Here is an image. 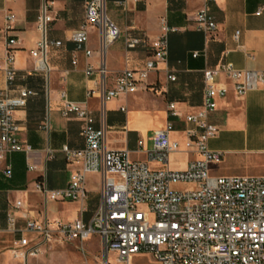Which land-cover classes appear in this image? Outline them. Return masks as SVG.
Returning <instances> with one entry per match:
<instances>
[{"label":"crops","instance_id":"crops-1","mask_svg":"<svg viewBox=\"0 0 264 264\" xmlns=\"http://www.w3.org/2000/svg\"><path fill=\"white\" fill-rule=\"evenodd\" d=\"M46 1L53 2L49 9L53 20L45 34L47 70H39L35 69L37 60L30 51L42 38L36 19ZM86 1L0 0V62L8 36L15 37L17 74L13 87L24 86L35 92L25 106L14 111L19 126L17 136L31 150L9 153L0 161V264H99L97 234L96 250L87 249L84 244H89L91 235L82 243L83 251L78 241L52 242L51 249L42 243L40 250L26 259L13 256L14 242L21 235L32 241V233L21 231L27 219L48 223L81 219L88 224L100 200V172L86 174L83 200L50 199L36 189L38 181H44L48 190L64 187L78 165L66 160L62 147L84 146L82 120L60 112L62 90L67 99L87 107L95 128L104 127L107 149L125 148L132 159L148 160L154 168L184 169L190 159L197 157L195 151L185 147V129L192 124L184 116L202 104L203 69L231 62L236 68L264 70V0H105L106 14L121 35L107 44L104 58L95 28H89L86 44L92 50L90 56L70 39L71 32L84 21ZM201 7H206L216 22L211 33L195 28L194 16ZM8 12L14 14L9 23ZM163 20L170 28L166 61L150 71L136 91L106 100L98 93L87 96L88 88L101 89L102 79L86 77L85 67L104 66L107 87L113 85L123 69H142L149 49H127L124 35L157 37ZM55 41L60 44L55 45ZM194 51L199 55L193 57ZM167 73L174 74L175 79L169 80ZM217 80L228 86V92L208 115L209 122L218 129L208 145L222 152L221 161L210 166V174L264 175V86L237 96L224 75ZM3 87L5 81L0 72V88ZM169 103H175L179 116L170 112ZM167 122L173 125L170 138L179 142V149L169 152L164 164L150 161V135ZM6 164L11 166L10 177L2 172ZM16 201L21 202L20 206L15 205Z\"/></svg>","mask_w":264,"mask_h":264},{"label":"built area","instance_id":"built-area-1","mask_svg":"<svg viewBox=\"0 0 264 264\" xmlns=\"http://www.w3.org/2000/svg\"><path fill=\"white\" fill-rule=\"evenodd\" d=\"M52 1H46L36 19V27L42 33L31 55L36 58L35 69L47 70L45 62L46 29L53 17L49 13ZM14 19L8 12L6 21ZM195 28L211 33L216 22L206 7L198 9L194 16ZM99 34L101 52L107 44L121 35L118 26L107 16L105 0H87L84 5V21L70 34L76 48L87 56L89 28ZM7 30L10 28L8 24ZM169 27L162 22L161 33L154 38L146 35H124L127 49L138 46L149 49V56L142 69L125 68L106 85V70L88 64L85 76L101 77V89L88 88L87 96L98 93L104 100L136 91L147 79L150 71L164 63L168 54ZM238 31L234 37L237 38ZM17 39L8 36L4 55L0 62L5 87L0 88V161L9 153L31 150L29 144L17 136L18 123L14 117L17 108L25 106L35 92L27 87H13L16 78L13 49ZM59 45L60 41H55ZM198 51L192 53L193 57ZM73 59L72 63L76 64ZM224 75L232 91L244 96L248 91L264 86V70L236 68L231 62H220L213 68L203 69V101L193 112L185 114V121L192 127L185 129V147L197 153L184 169L154 168L148 160L132 159L129 150L107 149L104 145V127L95 128L87 107L66 98L62 90L60 112L63 116L75 115L83 124L81 134L84 146L71 149L62 147L68 162L78 165L66 185L48 190L44 181L36 183V189L46 198L83 200L86 197V174L101 173L100 200L87 224L81 219L54 220L52 223L29 218L22 233H32V241L25 235L14 242V257L26 259L40 250L42 243H82L92 234L100 238L99 264H132L138 254L151 255L158 264H264V175H212L210 166L221 161L222 152L211 149L210 138L215 137L217 127L210 123L208 115L217 107L218 99L226 96L228 86L217 78ZM169 80L175 75L167 73ZM170 112L179 116L175 103H169ZM173 125L167 122L154 129L150 135L151 149L148 159L164 164L169 152L179 149V142L170 138ZM141 144V141H139ZM4 176H11V166L6 164ZM176 185H191L175 189ZM16 201L15 205L20 206ZM10 222L13 218L9 215Z\"/></svg>","mask_w":264,"mask_h":264},{"label":"rangeland","instance_id":"rangeland-1","mask_svg":"<svg viewBox=\"0 0 264 264\" xmlns=\"http://www.w3.org/2000/svg\"><path fill=\"white\" fill-rule=\"evenodd\" d=\"M191 187V185H176L173 188L175 189H186ZM93 238L88 242H85L87 249L96 250L98 246V242H96V234H92ZM47 249H51L53 247V243L46 244ZM86 252V251H85ZM132 264H158L155 259L149 254H138L135 255L132 259Z\"/></svg>","mask_w":264,"mask_h":264},{"label":"water","instance_id":"water-1","mask_svg":"<svg viewBox=\"0 0 264 264\" xmlns=\"http://www.w3.org/2000/svg\"><path fill=\"white\" fill-rule=\"evenodd\" d=\"M102 56L105 57V49L102 50Z\"/></svg>","mask_w":264,"mask_h":264}]
</instances>
